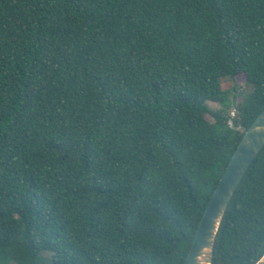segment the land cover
Returning <instances> with one entry per match:
<instances>
[{
	"label": "trees",
	"instance_id": "16d2710c",
	"mask_svg": "<svg viewBox=\"0 0 264 264\" xmlns=\"http://www.w3.org/2000/svg\"><path fill=\"white\" fill-rule=\"evenodd\" d=\"M263 108L264 0H0V264H184ZM263 254L264 145L212 264Z\"/></svg>",
	"mask_w": 264,
	"mask_h": 264
},
{
	"label": "water",
	"instance_id": "95a60500",
	"mask_svg": "<svg viewBox=\"0 0 264 264\" xmlns=\"http://www.w3.org/2000/svg\"><path fill=\"white\" fill-rule=\"evenodd\" d=\"M264 145V108L245 129L200 217L184 264H212L216 233L250 163ZM264 264V254L254 263Z\"/></svg>",
	"mask_w": 264,
	"mask_h": 264
},
{
	"label": "rangeland",
	"instance_id": "374dc122",
	"mask_svg": "<svg viewBox=\"0 0 264 264\" xmlns=\"http://www.w3.org/2000/svg\"><path fill=\"white\" fill-rule=\"evenodd\" d=\"M221 86L225 89H230L233 86H236L238 89V94L235 100V103H238L241 98L244 96L246 91L248 90V87L245 83V76L244 74H237L233 79H222ZM209 106L212 108L217 107L218 105L214 102H209ZM232 111L234 112L233 108ZM206 118L211 119V115L206 114Z\"/></svg>",
	"mask_w": 264,
	"mask_h": 264
},
{
	"label": "built area",
	"instance_id": "2783aa9c",
	"mask_svg": "<svg viewBox=\"0 0 264 264\" xmlns=\"http://www.w3.org/2000/svg\"><path fill=\"white\" fill-rule=\"evenodd\" d=\"M234 114V112L233 111H231V115H233ZM230 124H231V122H230Z\"/></svg>",
	"mask_w": 264,
	"mask_h": 264
}]
</instances>
